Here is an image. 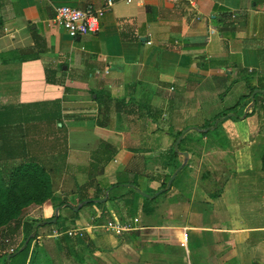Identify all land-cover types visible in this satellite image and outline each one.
Listing matches in <instances>:
<instances>
[{
	"label": "crops",
	"instance_id": "0c3cea01",
	"mask_svg": "<svg viewBox=\"0 0 264 264\" xmlns=\"http://www.w3.org/2000/svg\"><path fill=\"white\" fill-rule=\"evenodd\" d=\"M108 1L0 0L1 165L51 172L55 229L84 230L72 237L86 263L264 264L263 98L222 123L224 144L189 136L170 178L174 137L160 124L178 132L208 100L226 110L264 92V0H112L85 35L54 19Z\"/></svg>",
	"mask_w": 264,
	"mask_h": 264
},
{
	"label": "trees",
	"instance_id": "16d2710c",
	"mask_svg": "<svg viewBox=\"0 0 264 264\" xmlns=\"http://www.w3.org/2000/svg\"><path fill=\"white\" fill-rule=\"evenodd\" d=\"M260 88V87H255ZM262 88V87H261ZM253 90L244 96L231 108H228L221 113H218L214 118L208 120L200 130L202 133H209L217 131L219 126L229 118L241 119L243 116H249L254 113L257 108V102L260 96L256 93L252 97ZM262 93L261 91L258 92ZM264 100V96L262 97ZM255 100L254 106L250 111L245 112L249 103ZM264 108V105L262 106ZM160 114V110H159ZM264 125V124H263ZM187 127L179 130L178 132H171L174 139L169 146L171 156L164 157L163 161H167L173 157L174 170L169 178L181 166L179 159V152L185 151L188 147V132L192 129L185 130ZM5 128L0 122V139H2L1 147L8 149V144L3 140L5 137ZM260 131H264L263 128ZM180 135H183L180 143L176 146V142ZM197 144V142H196ZM187 146V147H186ZM188 149V148H187ZM3 158L0 156V161ZM262 167L264 169V154L262 156ZM177 162V163H176ZM167 163V162H165ZM168 165V164H167ZM51 172L38 163L37 160L25 161L11 168L10 171H5L4 166L0 163V231H5L8 227L9 231H16L22 228L23 239L21 243L13 249V252L3 251L0 252V264H13L11 261L12 255L18 251H26L28 254L31 250L30 260L23 264H66L61 258L60 253L66 254L68 260L72 264H77L76 258L72 255H79L75 253V238L64 233L58 237L53 236L55 226L61 223L60 214L56 215V208L61 206L63 202L57 203L54 197V182L52 180ZM168 178V180H169ZM167 186L165 183L164 188ZM137 195L138 191L134 190ZM152 195V194H151ZM215 197V195L213 196ZM151 197L145 198L144 208L149 207ZM48 202H53V211L51 215L38 218L26 219L25 210L32 205H45ZM57 218L54 222L53 220ZM14 228H10L11 225ZM65 227V226H64ZM85 237V236H84ZM84 237L80 238L83 240ZM79 238V237H78ZM86 239V238H85ZM1 244V243H0Z\"/></svg>",
	"mask_w": 264,
	"mask_h": 264
},
{
	"label": "rangeland",
	"instance_id": "374dc122",
	"mask_svg": "<svg viewBox=\"0 0 264 264\" xmlns=\"http://www.w3.org/2000/svg\"><path fill=\"white\" fill-rule=\"evenodd\" d=\"M260 90H264V89L260 88ZM261 92H263V91H261ZM257 94H258V96H260L259 99L264 96L263 94L261 95V93H257ZM212 96H214V95H209L208 97H212ZM230 103H231V101H228L224 105H229ZM224 105L222 104L221 100H219V101H213V100L206 101V105H204L202 109H199V110H197L196 113H194L195 116L189 117V119H187L188 124L186 123L184 125V127H187L185 130L187 131V129L189 130V129L192 128L188 132L187 136L195 137L198 140H200V138L204 134H207V135H211L212 137L217 138L218 143L224 144L226 142V137L224 135V132L222 130V126L221 125L219 126V129L217 131H215V132L211 131L209 133H202V132L197 131V130H200V127H202V122L205 120L203 117H208V118L212 119L213 117H215V115L218 112H220L221 110H225L226 106H224ZM163 115H162L163 118H165V117L167 118L168 117L167 114H163ZM261 118H264V116H262ZM210 119H208V120H210ZM256 121H258V122L259 121H264V119H262V120L260 119V120H256ZM167 122H169V120H165L164 123L160 122L161 127L163 126V128L165 130H167V132H172V130L169 129ZM161 127H160V129H161ZM180 127H183V126H180ZM261 128L264 129L263 123H260V125H258V129L255 130V131H257L259 133H264V131H262V132L260 131ZM165 130H164V132H165ZM261 137H264V134H261ZM198 140H197V143H198ZM262 142L264 143V138H263ZM210 143H213V141H211ZM219 157L220 156L217 155V157L212 156V157H209V158L211 159V161H212V163L214 165L217 164V166H218L219 165V162H218V158ZM227 159H229V158H227ZM215 160H217V162H215ZM186 168H188V166ZM125 176L126 175H124V177ZM60 202H63V201L60 200ZM56 212H57V208H56ZM62 214H64V213H62ZM24 215H25V217L27 216L26 219H29V220H30V218L40 217L41 216L40 215V209L36 205L30 206V207H28L25 210ZM56 215H57V213H56ZM61 220H62V218H61ZM14 226L15 225L13 224V225H11L10 228L13 229ZM69 226H71V225H69ZM55 228H57V226H55ZM6 229H9V228L6 227ZM6 229H5V231H2V232L0 231V243H1L0 244V252H3V251L13 252V249H15L21 243V241L23 239V230H22V228L16 229V231H9V230H6ZM105 235L103 234V235L99 236V241L100 242H103L104 239H107L105 237ZM75 245H77V244H75ZM26 251L27 250H25V251L20 250L17 253H15L14 255H12V257H11L12 263L13 264H23L26 261L28 263L29 262L28 259L30 260V257H31V250L29 251L28 254L26 253ZM85 252L84 253L81 252L80 254L78 253L79 255H72V256L74 258H76V260L78 259L81 264H87V263L91 264L90 261L92 260V257L91 258L89 257V262L86 263V260L88 261V258L86 257V253ZM60 255H61V258L63 259V261L66 264H72L71 263L72 261L68 260V258H67L65 253L64 254L60 253ZM0 263H2V261Z\"/></svg>",
	"mask_w": 264,
	"mask_h": 264
},
{
	"label": "built area",
	"instance_id": "2783aa9c",
	"mask_svg": "<svg viewBox=\"0 0 264 264\" xmlns=\"http://www.w3.org/2000/svg\"><path fill=\"white\" fill-rule=\"evenodd\" d=\"M131 1V0H129ZM177 1H189L195 2L196 0H171ZM112 6V0H109L107 4L103 7L96 8L94 6H89L85 9L76 8L68 5L60 6L56 9L55 21L63 25L68 30L85 35L88 33H97L100 30V19L106 13V11ZM108 230L114 231L120 234L124 227L118 223L108 222L105 225ZM64 232L54 229L53 236L62 235ZM66 234L70 236L83 235L84 230L80 228L68 229L65 231Z\"/></svg>",
	"mask_w": 264,
	"mask_h": 264
},
{
	"label": "water",
	"instance_id": "95a60500",
	"mask_svg": "<svg viewBox=\"0 0 264 264\" xmlns=\"http://www.w3.org/2000/svg\"><path fill=\"white\" fill-rule=\"evenodd\" d=\"M188 130V129H187ZM182 135L179 136L178 140H177V145L180 143L181 139H182ZM162 191V190H161ZM143 196H149L147 193L145 192H141ZM59 211V207L57 208V212ZM57 216H58V213H57ZM57 220V218H55L53 221L55 222Z\"/></svg>",
	"mask_w": 264,
	"mask_h": 264
}]
</instances>
